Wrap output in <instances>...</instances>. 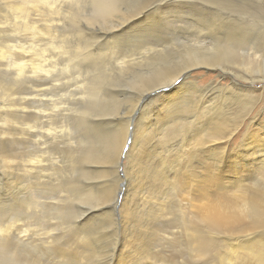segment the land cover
<instances>
[{
  "label": "bare ground",
  "instance_id": "bare-ground-1",
  "mask_svg": "<svg viewBox=\"0 0 264 264\" xmlns=\"http://www.w3.org/2000/svg\"><path fill=\"white\" fill-rule=\"evenodd\" d=\"M151 2L0 0V167L24 171L0 264H264V14ZM240 50L244 83L186 82Z\"/></svg>",
  "mask_w": 264,
  "mask_h": 264
},
{
  "label": "rangeland",
  "instance_id": "rangeland-1",
  "mask_svg": "<svg viewBox=\"0 0 264 264\" xmlns=\"http://www.w3.org/2000/svg\"><path fill=\"white\" fill-rule=\"evenodd\" d=\"M56 1L60 2L62 0H56ZM127 1L132 2V1H136V0H127ZM187 2L192 6L190 8V10H186V5L188 4ZM151 3L155 6H159L164 11L165 15L173 16V15L182 14L181 16L186 18V19H189V17L194 12L193 10H191L193 8H197L199 10H208L211 8L210 10L204 12L206 17H214L217 19H224L225 22L229 23V24L233 23V22H238V21L243 20V19H249L252 16L264 14L263 9H261L257 5H244V4H241L235 0H188V1L187 0H152ZM151 3H148V4H151ZM178 6H181V7H178ZM63 12H61L63 15L61 13H59V14H56L53 16L49 12H46V14L49 13L48 16L46 15V18L47 17H50V18L56 17L57 18V17L65 16L66 13L64 12L65 13V15H64ZM233 26H235V25H233ZM255 32L257 33V35H260L262 33V30L257 29ZM50 33H53L54 36L57 35L56 32H50ZM173 41H174V39H173ZM107 42H108V45H109V43L112 44L111 51H116L115 54H117L119 52L120 54L119 53L118 54L122 55L121 54V53H123V51H122V49H123L122 36L119 38H116L114 40L112 39V41H107ZM252 43H253V41H252ZM120 45H121V48H119ZM181 47H182V45H181ZM230 55H231V59H226V62H225V66H226V68H228V70H225L226 74H224V77L220 76L219 74L215 73L214 71L205 69V73H201V74L193 73L192 76H190L186 82L187 83H189V82L196 83L198 87H201V89H199L198 92L204 91L209 96H212L213 94H219L220 89L223 88L225 84L231 82L233 79L236 80L237 82L244 83V81L241 79V77L246 73L253 74L254 73L253 69H255V65L261 60V59H255V57L252 56L255 59V62L252 63L253 65L252 64H246L245 65V67H247L249 69V71H247L244 68L239 67V65L244 66L243 55H246L248 57L246 50H240L239 52L232 51ZM114 62L115 61L112 58L110 60V65L111 66L114 65ZM119 65H121V64L119 63ZM179 80H177V82ZM189 86L191 88V91L194 92L195 88L192 86V84ZM254 86H255V88H254V90H252V94L257 96L259 93H261L262 97L258 98V100H259V102L264 103V86H262L260 83H258L257 86L256 85H254ZM71 88H73V87H71ZM63 93H64V91H63ZM78 95H80V93ZM145 100H146V96L141 97V100L138 101V106H137L138 109H136L133 113V117L131 118L132 123L130 126V133L131 134H133V131H134V123L137 121L135 117H137L139 115V113L141 111L140 107L145 103ZM261 112H262V114L261 113L260 114L262 116V119L264 120V109H261ZM256 114H257V111L253 114V116L250 117V120H253L254 116ZM113 117H115V116H113ZM71 134L73 137L75 136V133L73 131ZM131 137L132 136H130L129 139ZM129 139H128V143L125 146V148H127L129 145ZM125 148H124V150H126ZM122 159L123 160H121L119 170H121L123 172V168L126 165V162H125L124 158H122ZM16 166H17V164H15V166H13V167H11V166L9 167L10 169H13L12 175H11V173H9V171L5 167H2V168L0 167V208H1L0 214L4 213L3 210L8 211V210H10V208L12 209V208L16 207L17 204H16V200H14V197L17 196V194L23 190V186L21 185L23 183L21 181V179L24 180V178L22 177L24 175V171L22 170L23 167H21V165H20V168L17 169ZM1 174L3 175V177ZM16 175H18V176H16ZM10 179H12V181H14V182H12ZM20 181H21V184L19 185L18 182L20 183ZM13 183H15V184L13 185ZM13 187L15 190L18 189L17 190L18 192L15 191L14 196H11V193L9 194L7 188L12 189ZM8 201L10 202V204L12 202V204L10 205L8 203ZM14 203L16 204L15 207H13ZM8 204H9L10 208L7 210V208L9 207ZM186 211H187V200H186ZM114 214H115V212H114ZM4 216L9 218V213L8 212L4 213ZM4 216H3V218H4ZM1 222L4 224L9 223V221H7L6 219L2 220Z\"/></svg>",
  "mask_w": 264,
  "mask_h": 264
}]
</instances>
